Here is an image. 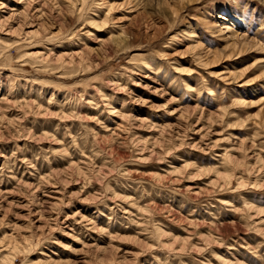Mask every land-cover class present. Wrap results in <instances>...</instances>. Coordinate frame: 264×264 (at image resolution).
<instances>
[{
	"label": "rangeland",
	"instance_id": "rangeland-1",
	"mask_svg": "<svg viewBox=\"0 0 264 264\" xmlns=\"http://www.w3.org/2000/svg\"><path fill=\"white\" fill-rule=\"evenodd\" d=\"M0 264H264V0H0Z\"/></svg>",
	"mask_w": 264,
	"mask_h": 264
}]
</instances>
